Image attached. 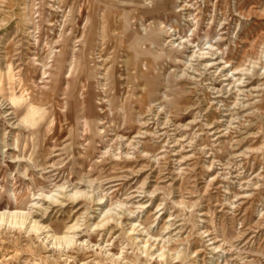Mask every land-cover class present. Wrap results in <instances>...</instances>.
Returning a JSON list of instances; mask_svg holds the SVG:
<instances>
[{"label": "rangeland", "instance_id": "374dc122", "mask_svg": "<svg viewBox=\"0 0 264 264\" xmlns=\"http://www.w3.org/2000/svg\"><path fill=\"white\" fill-rule=\"evenodd\" d=\"M263 63L264 0H0V211L89 240L0 264H264Z\"/></svg>", "mask_w": 264, "mask_h": 264}, {"label": "bare ground", "instance_id": "6f19581e", "mask_svg": "<svg viewBox=\"0 0 264 264\" xmlns=\"http://www.w3.org/2000/svg\"><path fill=\"white\" fill-rule=\"evenodd\" d=\"M260 3V2H259ZM234 6V5H233ZM253 10V9H252ZM256 10V9H255ZM252 12V11H251ZM254 12V11H253ZM256 12V11H255ZM258 13V12H257ZM261 14V12H260ZM260 16V15H259ZM261 20V19H260ZM245 34V33H244ZM260 42V41H259ZM239 46V45H238ZM256 47V46H255ZM257 50V49H256ZM241 51V50H240ZM258 54V53H257ZM256 54V55H257ZM253 56V55H252ZM261 56V54L259 55ZM258 56V57H259ZM263 56V55H262ZM257 59V58H256ZM224 61V60H223ZM255 61V60H254ZM259 62V60H257ZM226 63V62H225ZM228 63V62H227ZM234 63V62H233ZM251 63V62H250ZM252 63H255V62H252ZM257 63V62H256ZM213 66H214V63H211ZM215 64H218L219 66H221L222 64V61L221 59L220 60H217ZM264 64V63H263ZM211 66V65H210ZM226 65H224L222 67V70L224 71L226 69ZM250 66V65H249ZM229 67H230V64H229ZM228 67V68H229ZM260 67V66H259ZM263 68V67H262ZM221 70V68H220ZM246 70V69H245ZM251 70V69H250ZM247 71V70H246ZM235 72V71H234ZM240 73V72H239ZM242 73V72H241ZM231 74V73H230ZM248 74V73H247ZM227 76V74H225ZM231 76V75H230ZM233 77V76H232ZM242 82V81H241ZM239 85V84H238ZM103 197V196H102ZM104 198V197H103ZM102 200V199H101ZM111 210L113 209H109L107 212H106V215L107 217L109 216V218H107L108 220L110 219H115L114 218V213L111 212ZM21 215V213L17 212V211H8V210H4V211H0V227L2 226H7V227H12V226H20L24 229H26L27 231H32V230H35L37 232H39L42 236L41 238L44 239V241L47 243V246H51V248H54V247H57L58 249L59 248H62V247H71L72 245L74 244H78L80 246H84V245H87L89 240L88 239H83V240H80V230L77 229V226H72L71 227V233L70 234H67L63 237H59V236H56L55 234L53 233H50L49 230H46L45 227L43 226H40V225H37L36 223L34 224H31L29 225L26 220H21V219H14V216H19ZM23 215V214H22ZM113 216V217H112ZM120 216V215H119ZM18 218V217H16ZM21 218V217H20ZM128 218V217H127ZM123 219V217H122ZM118 220V219H117ZM30 222V221H29ZM127 222V221H125ZM120 224V222H119ZM125 226V225H124ZM99 227V226H98ZM129 230L128 232H135L137 231V227L135 226V224H130L129 226ZM96 228V227H95ZM93 230V229H92ZM125 230V229H124ZM127 230V229H126ZM137 232H140V231H137ZM128 234V233H127ZM136 234V233H134ZM142 234V233H140ZM189 238V237H188ZM131 239V238H129ZM152 239V238H151ZM184 239V238H183ZM134 240H138V249L142 251V253H146L148 256L151 255V256H154V255H157L158 258H160L162 264H171V261H175V262H179L181 259V252L178 250V247H179V243H177L176 241H173V240H170L168 239L167 241L165 242H157V241H151L150 239H141L140 238H137L135 237ZM182 240V239H181ZM188 242V241H187ZM144 243V244H142ZM188 244V243H187ZM98 245V244H97ZM92 246V245H90ZM94 246V245H93ZM92 246V247H93ZM96 246V245H95ZM135 246V245H134ZM220 248L221 246L223 245H218ZM190 247V246H189ZM196 248V247H194ZM216 249H218V247H215ZM190 249V248H189ZM214 252V251H213ZM108 255L110 256V258L112 260H116V261H124V257L120 254H114L112 252H108ZM187 253V252H186ZM198 253H201V250H195L194 251V254H198ZM186 255V254H185ZM187 256V255H186ZM122 263V262H121Z\"/></svg>", "mask_w": 264, "mask_h": 264}]
</instances>
